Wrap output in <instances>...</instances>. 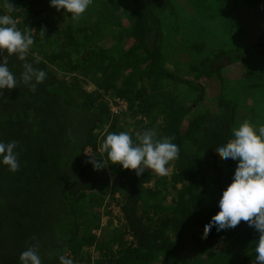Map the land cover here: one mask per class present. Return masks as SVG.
<instances>
[{"label":"trees","instance_id":"1","mask_svg":"<svg viewBox=\"0 0 264 264\" xmlns=\"http://www.w3.org/2000/svg\"><path fill=\"white\" fill-rule=\"evenodd\" d=\"M212 2L244 16L264 14V0ZM185 13L179 0H91L74 21L50 0H0V15H10L34 40L24 61L6 57L17 86L0 91V142L15 141L20 162L16 173L0 165V264H19L32 246L42 264H59L60 256L73 264L255 261L259 232L247 222L203 235L237 167L216 147L232 138L242 104L240 95L226 97V71L248 50L204 53L206 40H185L179 43L186 52L200 58L180 72L166 43L165 17L189 19ZM201 25L191 23L194 30ZM256 27L264 49V28ZM25 63L46 73L34 90L22 82ZM201 80L218 94L209 96ZM188 95L194 99L183 106L181 96ZM123 128L133 144L153 131L178 146L167 175L146 169L137 176L110 162L94 170L87 163L92 155L107 160L100 145ZM99 187L101 196L94 192ZM109 192L116 216L103 207Z\"/></svg>","mask_w":264,"mask_h":264},{"label":"clouds","instance_id":"2","mask_svg":"<svg viewBox=\"0 0 264 264\" xmlns=\"http://www.w3.org/2000/svg\"><path fill=\"white\" fill-rule=\"evenodd\" d=\"M91 0H50V7L71 14L70 19L79 20L86 12ZM11 13L13 7L7 5ZM43 33V32H42ZM34 40L31 35L17 29L14 19L8 14L0 15V91L12 90L17 79L9 69L7 56L15 55L24 61ZM22 82L33 90L46 79L45 71L24 64ZM153 131H146L133 144L127 132L109 133L100 145L99 151L106 153L107 160L92 155L87 163L94 170L105 168L106 163L120 165L122 169L141 175L146 169L160 176L168 174V165L179 153L178 146L170 138L155 139ZM15 141L0 142V165L7 166L12 173L18 172L20 162L15 151ZM216 151L224 158L236 162L232 182L222 191L218 200L219 211L205 222L204 236L217 231L236 228L241 221L247 222L259 232L255 241V261L264 264V125H253L244 121L232 129V138L220 143ZM19 264H42L37 246L27 248L20 254ZM59 264H73L65 256L59 257Z\"/></svg>","mask_w":264,"mask_h":264},{"label":"rangeland","instance_id":"3","mask_svg":"<svg viewBox=\"0 0 264 264\" xmlns=\"http://www.w3.org/2000/svg\"><path fill=\"white\" fill-rule=\"evenodd\" d=\"M194 1L179 0L181 10L186 12L185 15L190 16L189 19L183 20L182 17L178 21H174L173 18L165 17L168 27L166 30L169 31V33H166L165 39L171 48L170 50L174 52V59L182 63L179 64L178 69L180 72H183L188 69L184 66L185 63L194 64L200 58V55L194 56L186 52L189 47L181 44L185 40L190 41L191 44L201 43V41L206 40V45L204 44L203 48L204 53L211 51H235L239 48L248 50L247 57L242 56V51L238 52L239 61L232 64L231 68L226 71L228 81L225 86V94L228 98L236 94L240 95V98H238L242 100V104L240 103V107L237 108L234 127H238L244 121H249L253 125H264V49H262V44H260L262 42L259 40V36L263 31L256 27L259 24L264 28V14H261V17L258 15L254 17L251 15L249 17L240 14L235 9L230 12V8L233 7L231 5H225V7L219 9V5L215 2L213 3L212 0H201L199 4L196 0ZM207 17L213 18L205 23ZM199 22L202 24L201 27L198 30H194L191 27V23L198 24ZM206 24L207 27L204 26ZM173 27H177L178 29L175 32L172 29L170 33V29ZM213 80L215 79L213 78ZM199 83L207 89L209 96L218 94V92H215L218 89L213 91V85L208 84L206 80H201ZM94 89L93 85H89L87 88L88 91ZM243 91H246L245 100L242 96L244 94ZM181 98L183 106L190 105L192 99H194L191 95L181 96ZM109 108L112 112L116 110L112 104H109ZM202 109L203 106H201ZM123 130V132H127L126 128H123ZM128 130L129 132L131 131L130 129ZM86 153H88L87 155H91L89 150H86ZM97 190H100V187L96 188L94 192H96V195L101 196ZM102 195L103 207H110L113 211L111 214L116 216L118 210L114 209L112 202L109 201L110 192ZM101 220L102 225L105 226L108 218L102 215Z\"/></svg>","mask_w":264,"mask_h":264},{"label":"water","instance_id":"4","mask_svg":"<svg viewBox=\"0 0 264 264\" xmlns=\"http://www.w3.org/2000/svg\"><path fill=\"white\" fill-rule=\"evenodd\" d=\"M249 264H258V262L252 261Z\"/></svg>","mask_w":264,"mask_h":264}]
</instances>
